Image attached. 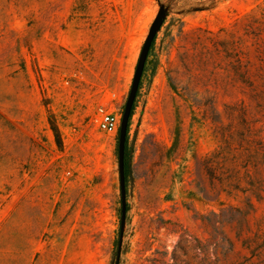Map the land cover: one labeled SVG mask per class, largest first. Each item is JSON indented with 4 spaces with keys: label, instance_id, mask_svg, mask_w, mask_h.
Masks as SVG:
<instances>
[{
    "label": "rangeland",
    "instance_id": "374dc122",
    "mask_svg": "<svg viewBox=\"0 0 264 264\" xmlns=\"http://www.w3.org/2000/svg\"><path fill=\"white\" fill-rule=\"evenodd\" d=\"M0 264H264V0H0Z\"/></svg>",
    "mask_w": 264,
    "mask_h": 264
},
{
    "label": "water",
    "instance_id": "95a60500",
    "mask_svg": "<svg viewBox=\"0 0 264 264\" xmlns=\"http://www.w3.org/2000/svg\"><path fill=\"white\" fill-rule=\"evenodd\" d=\"M160 17L156 19L159 20ZM155 30L152 29L143 45L141 50L138 63L135 70L134 79L130 89V93L125 105L121 125H120V137H119V166H120V184H121V201H122V222L125 223L127 216V190H126V177H125V147L128 132L129 120L132 114L133 105L136 99L137 91L140 85L141 77L144 71L145 63L155 38ZM123 231H121L119 242H118V255L121 253L123 244Z\"/></svg>",
    "mask_w": 264,
    "mask_h": 264
},
{
    "label": "built area",
    "instance_id": "2783aa9c",
    "mask_svg": "<svg viewBox=\"0 0 264 264\" xmlns=\"http://www.w3.org/2000/svg\"><path fill=\"white\" fill-rule=\"evenodd\" d=\"M121 116L118 113L106 111L101 109L100 116H98V127L100 130L118 134L121 124Z\"/></svg>",
    "mask_w": 264,
    "mask_h": 264
},
{
    "label": "trees",
    "instance_id": "16d2710c",
    "mask_svg": "<svg viewBox=\"0 0 264 264\" xmlns=\"http://www.w3.org/2000/svg\"><path fill=\"white\" fill-rule=\"evenodd\" d=\"M225 148H222V151L221 152H224L225 150H224ZM258 149H259V147H257V146H255V147H250V149L248 150V156H249V158H253L254 156H257L256 154L258 153ZM244 153H245V151H244ZM243 153V154H244ZM243 154L241 153V152H238V153H236L235 155H234V157H236V159H239L240 157H242L243 156Z\"/></svg>",
    "mask_w": 264,
    "mask_h": 264
}]
</instances>
